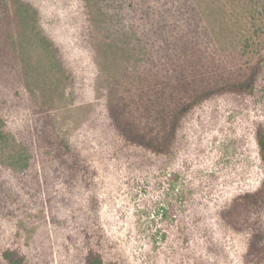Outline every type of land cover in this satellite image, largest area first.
Returning a JSON list of instances; mask_svg holds the SVG:
<instances>
[{"label":"rangeland","instance_id":"1","mask_svg":"<svg viewBox=\"0 0 264 264\" xmlns=\"http://www.w3.org/2000/svg\"><path fill=\"white\" fill-rule=\"evenodd\" d=\"M27 1L60 51L72 95L57 99L47 120L6 101L16 111L6 114L5 129L30 162L16 170L6 163L10 149L0 147V191L8 198L0 205V264L7 248L28 264H84L85 246L71 238L90 225L103 238L105 264H248L249 233L221 224L218 212L264 178L255 140L264 126V59L253 58L261 71L252 94L206 102L186 120L175 154L155 155L125 144L109 120L88 1ZM121 4L115 25L127 28L134 16ZM42 124L80 151L90 188L48 156Z\"/></svg>","mask_w":264,"mask_h":264},{"label":"trees","instance_id":"2","mask_svg":"<svg viewBox=\"0 0 264 264\" xmlns=\"http://www.w3.org/2000/svg\"><path fill=\"white\" fill-rule=\"evenodd\" d=\"M87 1L94 48L106 76L108 117L125 144L155 155L175 154L180 132L197 108L218 97L255 91L261 67L252 62L256 56L264 59V0ZM121 2H128L134 16L127 28L115 25ZM71 81L58 47L42 28L39 10L27 0H0V147L10 149L6 163L23 170L30 162L27 148L19 150L5 129L6 114L16 111L6 101L24 102L39 120H47L53 103L72 95ZM48 131L42 124L48 156L90 188L83 155ZM255 140L264 168L263 125L256 128ZM7 199L0 191V205ZM263 214L264 178L256 191L236 196L218 212L221 224L249 233L248 264L264 263ZM91 227L71 240L85 246L84 264H105L97 248L103 238ZM1 259L28 264L13 248L5 249Z\"/></svg>","mask_w":264,"mask_h":264}]
</instances>
